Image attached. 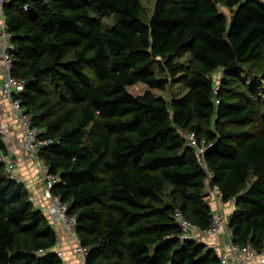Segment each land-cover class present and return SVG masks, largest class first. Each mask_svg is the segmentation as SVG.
Wrapping results in <instances>:
<instances>
[{"label":"trees","instance_id":"obj_1","mask_svg":"<svg viewBox=\"0 0 264 264\" xmlns=\"http://www.w3.org/2000/svg\"><path fill=\"white\" fill-rule=\"evenodd\" d=\"M222 6L232 9L229 22ZM4 13L11 72L24 81L18 97L52 139L39 154L62 180L54 193L76 216L87 264H216L205 243L176 238L172 218L179 208L207 228V183L234 201L232 241L264 246V112L255 90L227 77L264 43L262 0H154L148 19L141 0H12ZM107 13L114 21L105 27ZM182 51L188 66L175 60ZM218 68L225 75L215 92ZM247 69L264 74V64ZM175 79L187 88L181 96L152 92ZM135 82L148 89L132 94ZM179 130L209 145V177ZM56 243L46 215L0 160V264H65Z\"/></svg>","mask_w":264,"mask_h":264},{"label":"built area","instance_id":"obj_2","mask_svg":"<svg viewBox=\"0 0 264 264\" xmlns=\"http://www.w3.org/2000/svg\"><path fill=\"white\" fill-rule=\"evenodd\" d=\"M10 1L12 0H0V56L3 60V70L0 69V96L6 99L7 105L14 114V120L21 129L22 138L20 145L23 148L25 156L35 164L40 172L43 183L42 193L45 202L42 209H39L43 212L46 211L50 217L58 222L72 237L74 242L73 253L78 264H87L89 248L81 243L75 231L76 216L68 211L67 204L61 200L58 194L54 193V188L58 186L62 180L57 174L50 172L48 165L39 154L41 148L50 144L52 139L44 136L43 130L32 122L29 113L26 112V108L18 97V94L24 90V81L17 78L11 72L15 45L11 39L12 33L7 28L4 13V6ZM22 6L26 8L27 4L23 3ZM214 91L216 92V89H214ZM215 101L217 102L218 100L215 99ZM0 135L3 140H5L6 129L1 117ZM183 137L185 145L197 152L199 164L208 172L209 177L211 173L208 170L204 158V153L209 145L206 143L205 139L198 141L193 132L184 131ZM0 160L4 162L6 171L11 173L14 159L7 156L6 153H0ZM208 190L211 193L210 202L212 199H216L219 200L217 202L220 203L218 207L213 209L212 218L207 228L203 229L199 227L197 223L187 218L179 208H176L172 212V218L179 227V231L176 234L177 239L180 241H200L217 253L218 243L211 239L221 232L223 226L226 225V219L223 211L219 209L221 201H223L219 187L216 184H209ZM230 232L229 230V233ZM216 264H264V246L260 250H257L249 242L237 244L230 238L226 253L219 256V261Z\"/></svg>","mask_w":264,"mask_h":264},{"label":"rangeland","instance_id":"obj_3","mask_svg":"<svg viewBox=\"0 0 264 264\" xmlns=\"http://www.w3.org/2000/svg\"><path fill=\"white\" fill-rule=\"evenodd\" d=\"M264 2V0H262ZM141 4H142V16L144 19H148L150 17V15L152 14L153 11V7H154V0H141ZM220 10L223 11L228 19H230L231 13H232V9L227 8V7H220ZM102 18V23L103 25L106 26H110L113 21H114V16L112 13H107L101 16ZM253 57L247 61H245L244 63H242V66H240L239 71L236 72V74L232 75H227L228 79L233 80L235 83L234 85H236L238 88L244 86V87H248L252 92H254L255 94V98L253 96V98L255 99V101H257V103L261 106V112H264V74H260V76L253 74L252 72H249L247 67H251L253 70H260L261 67L264 64V43L260 44L259 47L256 49V52L252 55ZM175 60H179L181 62H183L184 64H186L187 66L190 63V56H189V52L188 51H182L179 55L175 56ZM258 64V65H257ZM255 65V66H253ZM158 75H164V76H168V74L165 71H158L157 72ZM211 78L213 80V84L215 89H217L218 85H220L221 80L224 77V72L221 68L216 69L215 71H213L211 74ZM127 89L129 92H131L132 94L136 95V94H140L142 92H144L146 89H148V86L143 83V82H135L132 85H128ZM152 92L155 95H161L163 97H165L167 100H169L172 97H178L181 96L183 93L186 92L187 88L183 85L182 82L178 81V79L172 80L170 81V85H168V87L164 90H158V89H151ZM257 91V92H256ZM50 95L53 97L56 94L55 88L50 87ZM258 119H255L254 122L250 123L247 125L248 128L255 130L258 127ZM41 128V127H40ZM41 130H43V128H41ZM179 132L181 133L182 136H184V131L183 130H179ZM42 180V179H41ZM208 182V181H207ZM25 186V185H24ZM26 187V186H25ZM42 187H43V183H42ZM207 189L209 188V184L207 183ZM168 191V189L165 190V192ZM219 200L216 199H212V201L210 202L211 204V208L213 210V208L218 207L220 202H217ZM221 203H223V205H225L226 209H225V219H226V223L228 224V216L231 213V211L234 208V201L233 199H230L228 201H221ZM221 206V205H220ZM226 210H228L226 212ZM49 223L53 226V228L55 229V226L57 224V231L59 233V235H61L60 232L65 233V235L68 236V232L65 231V229L59 224V223H53V219L50 217V215L45 211L43 212ZM232 240V239H231ZM71 246V244H70ZM56 246H54V249L57 250L58 254H62L61 257L64 260V263L66 264V262L68 261V258L66 255H64L61 251H58V248H56ZM66 261V262H65Z\"/></svg>","mask_w":264,"mask_h":264},{"label":"crops","instance_id":"obj_4","mask_svg":"<svg viewBox=\"0 0 264 264\" xmlns=\"http://www.w3.org/2000/svg\"><path fill=\"white\" fill-rule=\"evenodd\" d=\"M1 47V43H0ZM0 69L3 70V60L0 56ZM0 81H1V74H0ZM0 117L3 120L5 129H6V137H5V145L7 149V156L14 159V165L12 168L11 174L19 181L22 182L27 190L29 191L30 198L35 207L41 208L44 205L45 199L42 193V180L41 175L38 168L35 164L28 159L24 152L23 148L20 145V141L22 138V132L19 125L14 120V114L10 107L7 105V101L4 97L0 96ZM214 209V208H213ZM221 211L225 214V205L221 203L220 208ZM213 211V210H212ZM228 210H226L227 212ZM226 215V214H225ZM227 216V215H226ZM53 223H58L53 221ZM55 226V231L57 233V247L58 251H63L62 253L67 256L68 261L66 264H78L77 259L73 253V239L68 234L61 233L59 235L57 229V224ZM229 226H223L221 232L218 235L214 236L211 240L216 241L218 243V252L217 254L220 256L226 253L229 239L231 238V232L229 233ZM71 244V246H70ZM55 245V246H56ZM57 251V250H56ZM62 255V254H61Z\"/></svg>","mask_w":264,"mask_h":264}]
</instances>
